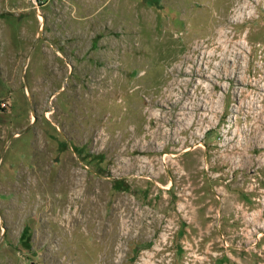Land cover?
Wrapping results in <instances>:
<instances>
[{
	"label": "rangeland",
	"instance_id": "1",
	"mask_svg": "<svg viewBox=\"0 0 264 264\" xmlns=\"http://www.w3.org/2000/svg\"><path fill=\"white\" fill-rule=\"evenodd\" d=\"M0 264H264V0H0Z\"/></svg>",
	"mask_w": 264,
	"mask_h": 264
},
{
	"label": "built area",
	"instance_id": "2",
	"mask_svg": "<svg viewBox=\"0 0 264 264\" xmlns=\"http://www.w3.org/2000/svg\"><path fill=\"white\" fill-rule=\"evenodd\" d=\"M4 106V105H3Z\"/></svg>",
	"mask_w": 264,
	"mask_h": 264
}]
</instances>
